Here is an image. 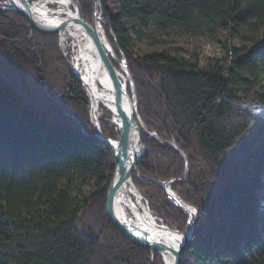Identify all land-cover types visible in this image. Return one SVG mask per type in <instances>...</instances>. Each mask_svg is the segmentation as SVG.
Segmentation results:
<instances>
[{
    "label": "trees",
    "instance_id": "obj_1",
    "mask_svg": "<svg viewBox=\"0 0 264 264\" xmlns=\"http://www.w3.org/2000/svg\"><path fill=\"white\" fill-rule=\"evenodd\" d=\"M79 2L90 22L92 0ZM101 2L141 119L189 161L187 179L170 184L198 211L180 264H264V118L237 107L264 106V0ZM219 28L228 32L219 57L177 45L142 54L133 48L136 41L161 43L170 30L214 37ZM56 40L0 8V264H164L109 218L114 150L92 135L87 97ZM101 127L117 137L105 122ZM141 141L132 181L154 216L184 232L188 214L160 181L181 177L185 162L145 133ZM89 181L93 187L83 192ZM83 213L95 230H79Z\"/></svg>",
    "mask_w": 264,
    "mask_h": 264
},
{
    "label": "water",
    "instance_id": "obj_2",
    "mask_svg": "<svg viewBox=\"0 0 264 264\" xmlns=\"http://www.w3.org/2000/svg\"><path fill=\"white\" fill-rule=\"evenodd\" d=\"M11 4V8L16 11L17 13L21 14L29 23V27L37 32L40 33H56L59 29L65 27L67 24H69L71 21H75L79 25H81L84 30L90 35L96 55L98 57V60L107 67V70L110 74L115 73V67L111 60L109 59L108 52L106 50V46L113 49L114 55H118V58L120 62L124 65L125 71L128 75L129 84H130V96L132 98L133 103H130V97L127 94V91L119 85L117 81H114L112 79V88L114 92L119 96L120 103L122 102V105L120 104V114L122 118V128L119 134V137L117 140H111L108 137H105L101 130L98 128L96 124H93L90 120V114H89V122L94 127V132L92 133L93 136L105 141L109 144V146L114 150L113 156L116 162L111 180L108 185V190L106 194V210L109 215V218L113 222V224L117 227V229L130 241L138 244H145L151 247L152 249L156 250L157 252H166L171 256V264H180L181 256L184 252V249L190 240L192 234H193V228L196 222V219L198 217V211L197 208L182 199L176 192H174L170 184L173 182H182L187 179L189 175V161L187 158V155L184 153V151L173 141V140H163L159 138L155 133L149 131L144 122L142 121L138 110H137V94H136V88L134 84L133 77L128 69L125 56L121 49L118 47L117 44H115V49L112 47V45L109 43H105L104 40H102L99 31L95 25L94 20V8L95 4L98 3L99 6V17L102 18V0H92V12H91V18L90 22L85 20L82 7L78 0H71L74 3L75 11H76V18L69 19L65 18L61 21H59L55 25H51L50 27L44 26L41 23L37 22L31 11H30V3L28 0H8ZM103 20V18H102ZM103 23L109 24L108 21H104ZM111 32V31H110ZM112 38L115 40L113 33L111 32ZM116 55V56H117ZM113 57V56H112ZM115 63L118 64L117 58L114 59ZM124 102H126V107L124 106ZM137 121L142 126V132L145 133L147 136L170 146L173 148L179 155L183 158L185 162V171L184 174L179 178H171L169 180L160 181V185L164 189L165 194L167 195L169 201L182 208L187 214V222L184 232L179 231L175 227H170L167 224H160L162 227H166L174 231L177 235L181 237V243L178 248L173 249L170 248L167 244L156 238L150 230L143 229L140 226H137L132 219L129 217V215L124 212L123 214H119L117 210V194L119 190H121L122 187H124L125 182L129 181L130 187L133 189V194L136 197H139L143 199V196L139 193L138 189L135 187L131 175L132 172L136 168V164L138 160L141 158V156L144 153V146L142 145L141 137L142 134H140V137L138 139V144L141 147L140 153L136 154L131 163L126 166L127 161V153L129 148V132H130V125ZM143 208L146 212L151 216V212L149 210V206L146 201L143 202ZM194 209V212H191L190 208ZM153 217V215H152Z\"/></svg>",
    "mask_w": 264,
    "mask_h": 264
},
{
    "label": "bare ground",
    "instance_id": "obj_3",
    "mask_svg": "<svg viewBox=\"0 0 264 264\" xmlns=\"http://www.w3.org/2000/svg\"><path fill=\"white\" fill-rule=\"evenodd\" d=\"M48 4L56 5L57 9H50ZM74 6L71 0H39L32 5L30 4V11L37 22L50 27L65 18H76ZM94 20L102 40L109 44L110 42L103 27V20L99 17L98 3L95 4L94 8ZM57 32L60 34L62 42L65 41L64 44L69 48L70 63L68 62V64L78 74L83 84L84 92L88 96L91 122L96 124L100 118H104L103 112L99 109L100 105H102L110 113L108 120L114 129L120 133L122 118L119 106L120 104L122 105V102L120 103L119 96L112 88V79L117 81L129 95L128 86L130 88V84L124 65L114 55L110 45L106 46L109 59L115 67V73L110 74L107 67L98 60L90 35L75 21H71ZM116 58L118 64L114 61ZM130 101V103H133L132 98ZM124 106L126 107V102H124ZM261 111L264 112V107ZM129 129V148L126 166L131 163L136 154L140 153L141 147L138 144V139L140 134L143 133V128L137 121H134ZM128 182H125L124 187L117 194L116 207L119 214L121 215L124 212L128 214L130 212L131 215L129 216L137 226L150 230L156 238L167 244L170 248H178L182 240L181 237L171 229L162 227L160 225L162 223L158 219L152 217V215L150 216L145 209H142L144 205L143 199L134 196L133 189ZM190 209L191 212H194L192 207ZM159 254L164 264H171V256L168 253L161 252Z\"/></svg>",
    "mask_w": 264,
    "mask_h": 264
},
{
    "label": "rangeland",
    "instance_id": "obj_4",
    "mask_svg": "<svg viewBox=\"0 0 264 264\" xmlns=\"http://www.w3.org/2000/svg\"><path fill=\"white\" fill-rule=\"evenodd\" d=\"M5 1L6 0H0V8L14 11L12 8H9L6 4H4ZM37 1H39V0H28V2L31 5L36 3ZM106 3H108V0H106ZM48 6L52 10L57 9L56 5L49 4ZM91 12H92V6H91ZM90 16H91V14H90ZM227 33L228 32L225 28H219L216 31L214 37H209V36H201V35L182 34V33H178L176 31L170 30L166 34L163 35L164 41L161 43H148L145 41H141V42L136 41L134 43L133 48L137 54H142V53H144L146 51H150V50H160L161 48H163L166 45H177V46H180V47L187 49V50H190V51L193 50L198 54H202V55L210 56V57H212V56L219 57V56L223 55L222 41L227 37ZM55 34H57V40H56L57 41V51L59 52L60 56L64 59V61L67 63V66L70 68V66L68 64V62L70 63L69 48L66 46V44H64L65 41L62 42L60 34L58 32ZM232 41L235 44L239 43V40H237V39H233ZM117 58H118V55H117ZM118 60H119V58H118ZM70 70L72 71L74 76L79 80L80 85H81V90H83L82 92H84L83 84H82L78 74L75 72V70L73 71L71 68H70ZM128 88H129V86H128ZM129 91H130V88H129ZM84 94H85V92H84ZM85 97H87L86 98V101H87V118L89 121V114H90L89 113V111H90L89 110V99H88L87 95ZM130 99H131V97H130ZM237 107L240 109L241 112H243L245 114L246 117L258 116L261 119L264 118V112L261 111V109L264 107L262 105H259L257 103H252L249 101H244V102H240ZM99 109L101 112H103L104 118H100L98 120V123H96V125L98 126V128L102 132L101 122H105L107 125V128L112 130L114 132L115 136L117 135V137L112 138V137L105 136L104 134L103 135L105 137H108V138L113 139V140L118 139V137H119L118 135L120 133L114 129L113 125L108 120L110 117V113L102 105H100ZM91 127L94 130V127L92 125H91ZM92 184H93L92 181L85 183L82 187L83 192H88V190L93 187ZM73 194H76V191H74ZM143 201H146L144 199V196H143ZM151 214L153 215L152 212H151ZM128 215H131V213L128 212ZM78 228H79V230L87 233V232H89V230H92V231L95 230L96 226H95L94 222L92 221V219L88 215H85L83 213L81 215L79 222H78Z\"/></svg>",
    "mask_w": 264,
    "mask_h": 264
},
{
    "label": "built area",
    "instance_id": "obj_5",
    "mask_svg": "<svg viewBox=\"0 0 264 264\" xmlns=\"http://www.w3.org/2000/svg\"><path fill=\"white\" fill-rule=\"evenodd\" d=\"M4 4H6L9 8H11V4H10V2L8 1V0H6L5 2H4ZM49 5V4H48ZM144 202V201H143ZM151 212V211H150ZM153 217H155L156 219H158L161 223H162V220H161V218H158L157 216H154L153 215Z\"/></svg>",
    "mask_w": 264,
    "mask_h": 264
}]
</instances>
